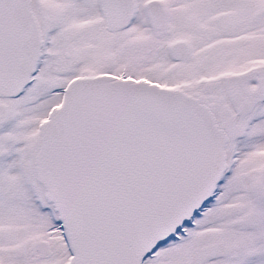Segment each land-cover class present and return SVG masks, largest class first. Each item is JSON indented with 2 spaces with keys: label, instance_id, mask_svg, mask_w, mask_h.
Wrapping results in <instances>:
<instances>
[{
  "label": "snow or ice",
  "instance_id": "snow-or-ice-1",
  "mask_svg": "<svg viewBox=\"0 0 264 264\" xmlns=\"http://www.w3.org/2000/svg\"><path fill=\"white\" fill-rule=\"evenodd\" d=\"M0 264H264V0H0Z\"/></svg>",
  "mask_w": 264,
  "mask_h": 264
}]
</instances>
